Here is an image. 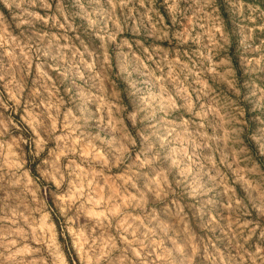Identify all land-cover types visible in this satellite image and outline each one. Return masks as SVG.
Instances as JSON below:
<instances>
[{"label": "clouds", "instance_id": "clouds-1", "mask_svg": "<svg viewBox=\"0 0 264 264\" xmlns=\"http://www.w3.org/2000/svg\"><path fill=\"white\" fill-rule=\"evenodd\" d=\"M0 264H264V0H0Z\"/></svg>", "mask_w": 264, "mask_h": 264}]
</instances>
